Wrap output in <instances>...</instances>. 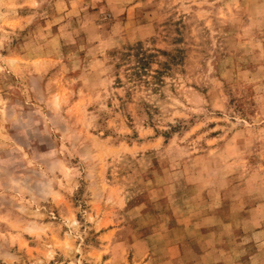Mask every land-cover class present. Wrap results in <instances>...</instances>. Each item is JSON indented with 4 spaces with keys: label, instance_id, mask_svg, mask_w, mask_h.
Returning a JSON list of instances; mask_svg holds the SVG:
<instances>
[{
    "label": "rangeland",
    "instance_id": "374dc122",
    "mask_svg": "<svg viewBox=\"0 0 264 264\" xmlns=\"http://www.w3.org/2000/svg\"><path fill=\"white\" fill-rule=\"evenodd\" d=\"M0 264H264V0H0Z\"/></svg>",
    "mask_w": 264,
    "mask_h": 264
}]
</instances>
